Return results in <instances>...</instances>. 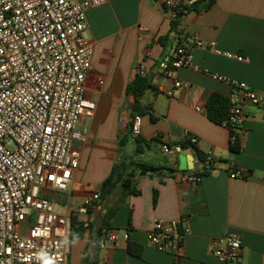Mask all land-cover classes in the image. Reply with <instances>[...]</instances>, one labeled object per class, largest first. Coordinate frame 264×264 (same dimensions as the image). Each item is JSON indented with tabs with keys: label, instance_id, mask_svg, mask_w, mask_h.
I'll list each match as a JSON object with an SVG mask.
<instances>
[{
	"label": "crops",
	"instance_id": "obj_1",
	"mask_svg": "<svg viewBox=\"0 0 264 264\" xmlns=\"http://www.w3.org/2000/svg\"><path fill=\"white\" fill-rule=\"evenodd\" d=\"M87 22L84 38L93 45L88 87L96 113L81 123L87 134L80 145V167L68 191L52 195L56 210L71 218L86 197L101 195L103 182L126 156L166 169L137 176L139 193L123 203L119 186L87 213H78L82 224L71 229L70 223L67 264H221L210 246L230 233L243 241L240 264H264V109L246 107L244 124L236 132L239 152L231 150L234 131L207 114L213 94L229 100L232 93L229 83L214 76L264 94V0H215L209 9L185 15L176 30L161 0H108L87 10ZM190 35L214 46L194 49L196 68L168 76L165 67L178 41ZM228 53L244 61L228 58ZM141 67L152 78V87L141 100L143 113L136 115L132 87L142 76ZM176 81L190 87L176 88ZM137 116L142 117L138 136L132 133ZM191 136L198 145L190 143ZM135 139L140 140L138 154L132 153ZM164 143H184L186 153L196 151L200 182L179 179V155L164 153ZM208 155L218 161L212 170L205 166ZM230 166L242 170L243 177L231 178ZM116 206L109 220L107 212ZM156 219L177 220L180 228H190L184 257L161 252L148 240ZM109 231L119 233L117 241L108 240ZM130 246L140 249V257L129 252Z\"/></svg>",
	"mask_w": 264,
	"mask_h": 264
},
{
	"label": "built area",
	"instance_id": "obj_2",
	"mask_svg": "<svg viewBox=\"0 0 264 264\" xmlns=\"http://www.w3.org/2000/svg\"><path fill=\"white\" fill-rule=\"evenodd\" d=\"M108 0H0V264H67L70 216L56 210L52 195L67 192L81 163L80 145L87 134L81 128L96 113L89 96L93 45L84 38L87 10ZM173 21L191 0H161ZM206 45L197 35L184 36L165 67L168 76L193 65L194 49ZM242 62L243 56L226 54ZM144 76V68L139 69ZM214 78L229 83V118L226 124L237 142L249 105L264 109V94L246 83ZM102 83V81H99ZM175 87L188 89L181 81ZM166 94L173 96V91ZM200 111L199 108H196ZM142 117L133 119L132 133L141 132ZM198 145L197 137L189 138ZM170 155L186 153L181 146L162 145ZM217 159L208 155L205 166L212 170ZM195 170V169H194ZM203 170V169H202ZM231 178L243 171L229 167ZM201 172H181L186 183L201 181ZM100 200L99 193L86 197L77 213L85 214ZM190 228L177 220L156 219L148 240L161 252L184 257ZM110 242L117 231L106 232ZM125 240L129 234L123 235ZM243 241L230 233L216 239L210 253L221 264H240ZM179 264V263H178Z\"/></svg>",
	"mask_w": 264,
	"mask_h": 264
},
{
	"label": "trees",
	"instance_id": "obj_3",
	"mask_svg": "<svg viewBox=\"0 0 264 264\" xmlns=\"http://www.w3.org/2000/svg\"><path fill=\"white\" fill-rule=\"evenodd\" d=\"M215 0H198L196 2H192L191 4L184 6L178 13L175 20L171 21L172 23V29L176 30L177 27L180 24L181 19L191 13L192 11H201L209 9L213 4ZM152 78L149 76H137L135 83L132 87V91L135 96V104H134V111L136 112V115H141L143 113L142 103L141 100L145 94V92L152 87ZM207 114L208 117L217 124H225L226 121L229 118V100L228 98H225L218 94H213L208 101L207 105ZM137 143V148L135 150H132V153L138 154L141 153L140 151V140L135 139L133 144ZM240 142L237 140V142L231 144V150L233 152H239L240 151ZM122 145H125L123 143ZM163 145V144H162ZM161 145V147H162ZM168 146H178L173 145L171 143H167ZM179 146L182 148H186V145L184 143H179ZM129 156H126L122 158V160L118 161L113 169L110 175L107 177V179L102 184L101 189V195L100 198L102 201L108 199L112 194L113 191L117 187H121L122 193H121V202L123 203L125 199H127L130 195H136L139 193L138 189L136 188V177L137 176H144L147 175L149 171L158 172L165 170V167H154L153 165L145 162V161H136L131 160ZM170 172H173L172 169H169ZM202 173H207V169L204 168ZM118 211V206L111 208L107 212V218L109 220L113 219V216ZM78 213H72L70 218L71 223V229L75 227V225H81L82 223L78 221ZM71 237V233H70ZM129 252L134 255L140 257L141 252L139 250H135L133 246L129 247Z\"/></svg>",
	"mask_w": 264,
	"mask_h": 264
},
{
	"label": "water",
	"instance_id": "obj_4",
	"mask_svg": "<svg viewBox=\"0 0 264 264\" xmlns=\"http://www.w3.org/2000/svg\"><path fill=\"white\" fill-rule=\"evenodd\" d=\"M197 1V0H194ZM137 144L135 145V148ZM196 155V151H193L191 154L181 153L179 154V170L183 172H187L189 174L195 173L196 164L194 163V158ZM151 173V171H149Z\"/></svg>",
	"mask_w": 264,
	"mask_h": 264
}]
</instances>
